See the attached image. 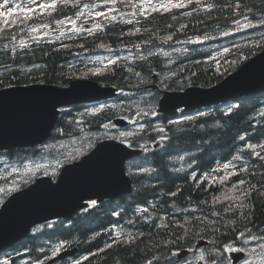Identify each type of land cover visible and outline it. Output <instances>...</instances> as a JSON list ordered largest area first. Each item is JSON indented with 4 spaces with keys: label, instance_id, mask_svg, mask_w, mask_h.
<instances>
[{
    "label": "trees",
    "instance_id": "16d2710c",
    "mask_svg": "<svg viewBox=\"0 0 264 264\" xmlns=\"http://www.w3.org/2000/svg\"><path fill=\"white\" fill-rule=\"evenodd\" d=\"M82 2L68 0L67 6L62 5L59 11H54L50 15L37 13L32 19H28L26 15L17 16L18 19H14L15 24L7 26L6 30H0V88L35 82L66 86L73 78L90 77L124 91H133L132 94L151 91L153 94L152 106L160 90H149L148 85L156 84L161 90L165 88L180 90L190 85L212 86L235 70L245 59L264 48V39L257 34L259 31L248 37L251 39L242 45L233 42L229 43L230 47L225 44L229 51L214 59L212 56L210 57V50L203 52L198 48L199 45L187 42L203 39L205 35L214 37L222 31L234 28L235 24L232 21L233 19L242 21L240 12L244 11V8L242 5L240 11L233 14L232 9L227 6L229 4L234 6L237 0H201L200 5L189 4L188 0H183L186 7L173 9L168 13H151L148 21H145L142 16H133L132 13L136 12V8L130 6L129 3L127 5L125 0H120L114 4L115 9L118 7L115 14H110L115 15L114 21L104 18L93 20L88 13L81 16L82 23L93 21L95 28L97 24H100L102 30L96 28L91 34L85 31L79 34L68 31L67 35L60 36V33L55 29L59 26L57 25L59 21L71 18L85 5H92L90 2H94V6L100 5L102 0H82ZM260 3L261 0H244V4L249 6L252 4L260 6ZM205 4L213 5L212 10H206ZM194 8L195 11H193ZM256 16L257 19L254 20V23L259 22L260 13L256 12ZM128 20H133V24H127ZM136 20H139L140 23L136 24ZM200 21L204 23L201 24ZM181 24L186 27L180 29ZM42 25H48V27H42ZM33 27L39 28L40 31L31 33L30 29ZM136 27H141L142 31L134 36H121L122 32L127 33ZM3 28L4 25L0 22V29ZM143 28H147L149 31L144 32ZM253 30L254 28L251 29V31ZM43 33H53L54 36L44 41L38 37L35 41L33 37ZM170 34L173 39L163 42L162 38ZM21 42L26 47H21ZM176 43L188 44L184 47L186 49L182 48L181 58L176 62L170 56H163L156 51L157 48L172 45L175 49L178 46ZM100 44L107 45L114 52L142 51L144 53L146 49L152 47L154 48V52H152L155 54L149 56L148 53H145L146 59L138 58L131 61L122 59L118 62V66L111 71L106 69L105 65L95 68L84 65L76 58L81 53L106 52L105 48L99 47ZM136 44H139L140 47H133ZM35 65H40V67L37 68ZM96 68H100L102 71L95 75L89 71V69ZM147 69H151V74ZM136 72L140 73L139 77L135 75ZM137 105L127 103L126 107L122 109L114 105L96 115L85 114L84 117L79 118L81 120L72 117L71 112L63 111L57 126L61 130V136H75L80 129L92 131L101 128V125L118 114L133 115L138 112L139 105ZM236 105L239 107L234 109L230 116L224 115L227 111L215 108L212 112L197 115L190 120L167 124L163 134L169 139L164 141L162 147L147 150L128 163V173L133 183L132 193L120 195L117 203L114 202L115 200L102 201L99 208L93 209L85 215L77 214L67 225L57 223L51 227L37 228L22 243L33 248L38 243V239L35 240V238H39L65 243L66 246H77L78 255L83 252L95 251L94 253H98L84 261L83 264H143L145 256L151 259L153 255L158 258V264L169 261L171 250L175 249V246L169 245L165 249L162 247L163 242L175 239V235L180 234V230L172 227L156 228L155 223L171 225L176 220L182 221L183 213L188 216L207 215L211 210L212 197L220 195L230 187V183L223 187L207 183L197 185L190 178L193 171L197 173L196 179L198 180L200 175L214 172L213 169L219 167V164L231 162L237 168L247 165L248 173L232 177L231 183L243 178L251 185L264 191V188L261 187L264 185V176H262L264 168L260 167V164L264 162L256 161L255 178L249 175L253 171L252 157L249 149H241L245 141L239 139V136L248 135L251 137L250 141L264 144V135H262L264 133V116H261V113H264V93L258 96L243 97L236 101ZM151 106L147 102L142 103L139 108L149 111ZM260 106L263 108L259 109ZM80 107L75 106L74 108ZM160 118L164 119L165 117L160 116ZM164 126L162 125V127ZM152 129L153 126H149L148 130L141 133L142 135L136 136L137 141L136 137L131 141L137 145L142 140L141 143L150 145L159 134ZM54 136L60 135L57 133ZM234 137L235 139H233ZM256 151L259 152L260 149L257 148ZM6 153L10 158L22 160L28 156H36L38 149L17 148L9 149ZM235 156H240L241 159H233ZM192 166L193 168L190 169L189 167ZM140 168H145L147 171L141 172ZM216 175H223V172L216 173ZM176 189L181 190L176 197L168 194ZM252 199L255 203L254 224L264 226V195L253 194ZM201 201H208V204H203ZM115 204L127 205L130 211L128 216H131L133 212V205L148 206L155 211V219L133 228L135 233L136 231L144 233L142 242H138V248L113 246L111 249L99 253L98 249L103 248L106 241L103 232L98 236L88 237V235L91 233L97 235L98 231L102 230L106 224L110 225L112 222H116L114 215L118 214V218H121L123 212L128 214V209L124 208L122 212L114 209ZM216 208L222 210L220 205H217ZM176 209L181 211L177 212ZM183 209L189 211L184 212ZM163 216L164 219L161 220L160 217ZM237 226L240 231H244V221H239ZM196 237L198 236L193 233L187 242L182 240L180 243L182 246L187 245ZM202 237L210 240L212 247L214 245L222 246L228 241H233L231 233L220 237L218 234L207 232L202 234ZM106 243H111V240ZM148 249L151 251L149 252ZM33 253L38 258L45 260L52 255V250L46 244L39 250H34Z\"/></svg>",
    "mask_w": 264,
    "mask_h": 264
},
{
    "label": "water",
    "instance_id": "95a60500",
    "mask_svg": "<svg viewBox=\"0 0 264 264\" xmlns=\"http://www.w3.org/2000/svg\"><path fill=\"white\" fill-rule=\"evenodd\" d=\"M262 87L264 52L215 87L185 90L176 105L193 108ZM114 92L110 87L101 88L97 82L89 80L70 81L68 87L32 84L3 89L0 91L4 99L0 103V148L36 144L49 136L59 106L108 97ZM10 98L14 101L7 102ZM138 152L112 140L103 141L82 157L80 163L65 168L58 183L38 179L29 187L10 195L0 208V251L26 236L37 223L51 218L71 217L83 206L85 199H101L130 191L124 162ZM201 244L202 241L197 245ZM75 251L66 250L57 258Z\"/></svg>",
    "mask_w": 264,
    "mask_h": 264
},
{
    "label": "snow or ice",
    "instance_id": "6c2138e0",
    "mask_svg": "<svg viewBox=\"0 0 264 264\" xmlns=\"http://www.w3.org/2000/svg\"><path fill=\"white\" fill-rule=\"evenodd\" d=\"M32 2L35 4V0H32ZM120 2V0H102V3L99 5L101 8H105L106 11H95L90 13V16L93 20L104 18L108 19L109 21L115 20V15H110L111 13L115 12L116 10L111 7V5H114L116 3ZM126 3H129L130 6L136 8V12L132 13L133 16H142L144 17L145 21H148L150 19L151 13H168L173 9H182L186 7L183 0H125ZM189 4H196L200 5L201 0H188ZM9 0H3V3L0 4V8H6L8 7ZM68 0H48V2H43L39 4H35L34 7L23 9L21 8V5H15L14 7L9 8L8 11H0V22L4 25L3 29L0 30H6L7 26L15 24V21L12 19H9L10 17L14 16L17 12V10L25 12V15L28 19L34 18L37 13L40 15H50L54 11H59L61 6H67ZM243 5L244 11L240 12L241 19L244 21L241 23L240 19H233L232 23H234L237 26L236 30H243L248 28H261L264 29V0H261L260 6H257L255 4H252L251 6L244 4V0H237V3L233 6L229 4L227 7L232 9L233 14L240 11L241 7ZM85 7H93L92 5H85ZM204 8L208 11H211L213 8V5L211 4H205ZM255 9V11H254ZM196 9L194 8L193 11ZM256 12L260 13V16L258 18V23H254L253 21L257 19ZM79 15H84L83 13H79ZM185 15H188V13H185ZM175 19V17H173ZM71 24L75 25V21H69ZM59 23L63 24V21H59ZM127 24H133V20L126 21ZM136 24H139L140 21L136 20ZM201 24H203V21H200ZM42 27H48V25H42ZM186 25L181 24L180 29L185 28ZM97 30H102V26L100 24L96 25ZM73 32H81L85 31L89 34L92 33V29L90 28H79V27H73L70 29ZM40 29L33 27L30 29L31 33H37ZM142 31L141 27H136L134 30H130L127 33L122 32L121 36L128 35V36H134L137 33H140ZM144 32L149 31L147 28H143ZM221 35H228V32H221ZM260 37L264 39V31L259 33ZM34 39H38V37H33ZM204 39H213V37L205 35L203 37ZM15 39V37H13ZM163 42H167L173 39V36L170 34L168 36H165L162 38ZM188 43H193V41H187ZM21 47H26V45L21 42ZM99 47L105 48L107 51L112 52L113 49L109 48L105 44H100ZM133 47L139 48L140 45L136 44L133 45ZM5 48H7V45H5ZM15 51V49H13ZM229 49L225 48L224 52H228ZM155 53L149 51L148 55H154ZM164 55H168L167 53H164ZM127 60L129 58L127 57H120L116 56L115 58H110L107 60V63L105 64V68L111 71L113 68L118 66V62L120 60ZM139 59H146V57L141 56ZM214 59V58H213ZM35 67L39 68L40 65H35ZM89 71L92 74H99L102 69L96 68V69H89ZM149 74H151V69H147ZM136 76H140L139 72L135 73ZM195 75V73H193ZM143 82V81H141ZM123 95L124 93L121 91L120 93ZM4 101L3 97L0 96V103ZM105 107L104 105H101L99 108L92 109L91 114L96 115L100 113ZM239 105H233L230 106L227 109V112L224 113L225 116H230L234 109L238 108ZM143 114L144 116H156L157 113L155 111H144L143 109H140V112L137 115ZM261 116H264V113H261ZM122 119H125L128 123H135L136 118H126L122 117ZM185 119H192L191 117H187ZM170 123H178V122H170ZM111 125L110 124H103L101 127L108 129ZM149 126L151 127V123L149 122ZM258 127V126H257ZM146 130L144 124H139L138 131L144 132ZM153 131L158 133H164L165 129L163 127L155 126ZM137 135V132L133 131H120L118 136H113L112 139L119 140V142L124 146L126 149H136L137 147L143 151H147V146L144 144L135 145L131 140L128 138L135 137ZM252 135H255V133H252ZM264 135V133H262ZM169 138L167 136L161 135L159 136L158 141H154L155 143L159 144L162 141L168 140ZM235 139V137L233 138ZM239 139L241 141H246L251 139L248 135H242L239 136ZM63 147V145H61ZM246 148L250 150V155L252 157V165L253 171L249 173V175H252L253 178H255V166L256 161H262L264 162V144L261 143H248L246 145ZM259 148L260 151L257 152L256 149ZM183 159V157H181ZM235 160H240V156L233 157ZM37 169L41 167V165L36 166ZM261 168H264V163L260 164ZM14 171H16L14 169ZM28 171H31V169H28ZM141 172L147 171L145 168H140ZM177 171H180V169H177ZM214 172L220 173L223 172V175H212L209 177V174L205 173L200 175V178L197 180L196 176L197 173L193 171L191 173V179L195 181L197 185H202L207 183L208 185H220L223 187L226 184L230 183V187L227 188L226 191L222 192L220 195H214L211 199V210L207 215H200V216H189L185 217L182 221L176 220L173 224L169 225L167 223H155L156 228H164L167 229L169 227H172L176 230H180V234L175 235V239H169L165 240L163 242L162 247L167 249L169 245H174L175 250L171 251V259L169 258V264H195V261L202 262V264H223V261L225 260L224 253H241L245 251L244 248H237L233 246V243H224L221 245H214L212 248H205L202 251H199V254L196 255L195 252H193L192 246H188L187 249H185L181 245V241L187 242V239L194 233L196 236L202 237V234L211 232L213 234H218L220 237H223L225 235H228L229 233L233 236V241L237 240H243L244 244H248L249 241H256V240H264V226L262 225H256L254 224V209H255V203L253 202V194L259 193V195H264V191H261V188H258L254 185H251L249 181H246L243 178L238 179L236 182L231 183V178L234 176H239L241 173H248V166L237 168V166L231 162L224 163L221 167H217L213 169ZM264 176V174H262ZM260 183L259 181L257 182ZM246 186V187H242ZM264 188V185L261 186ZM0 191H4V189H0ZM180 189H176V191L168 193L172 197H176L180 193ZM207 191V189H206ZM238 193V194H237ZM203 204H208V201H201ZM96 205V201L92 200L90 204L88 205L89 208ZM217 205L222 206V210L220 208H216ZM143 212H147V208L141 209ZM177 212L181 211L180 209H176ZM184 212H188V209H183ZM161 220L164 219V217H160ZM239 221H244V231H240L238 228ZM131 224L132 221H129ZM51 227V225H49ZM261 233L260 235H255L253 233ZM100 235L97 233V236ZM144 237L143 232L138 233H116L115 238L111 239V243H106L103 248L98 249L99 253L105 252L107 249H111L113 246H127L129 249L138 248L139 243L142 242V238ZM197 249H199V245L196 246ZM259 251L256 249H253L250 253L251 255H257L264 257V243L260 244L258 246ZM64 249V245L61 244L59 247L53 249L52 256H57L62 250ZM150 252L151 250L148 249ZM193 253L195 255V261L187 259L188 253ZM98 253H89L88 255L82 256L79 259H75L72 261V264H83L84 261L89 260L90 257L96 256ZM239 257L236 255H232L229 257V264H232L233 261L237 260ZM243 264H253L252 261H250L247 258H242ZM0 264H15L14 259L12 257H7L0 261ZM36 264H42L41 261L37 260ZM143 264H158V258L153 255L151 259L148 258V256L144 257Z\"/></svg>",
    "mask_w": 264,
    "mask_h": 264
},
{
    "label": "rangeland",
    "instance_id": "374dc122",
    "mask_svg": "<svg viewBox=\"0 0 264 264\" xmlns=\"http://www.w3.org/2000/svg\"><path fill=\"white\" fill-rule=\"evenodd\" d=\"M28 4H34L31 1H27ZM43 2H48V0H35V4H39V3H43ZM3 3V0H0V4ZM14 6V1H9L8 7L4 8V9H9L11 7ZM95 10H98L95 9ZM102 10V9H101ZM73 27V25L71 27H69V29H71ZM91 27V26H88ZM257 28H254L253 31H250V33L247 35H243L244 37L248 38L253 36L255 33L259 34L260 32L264 31V29H260V30H255ZM77 33V32H75ZM81 33V32H78ZM205 47L207 48H213V49H222V43L218 42V43H213V44H207L205 45ZM181 48H175V49H170V50H165L162 51V53H167V56H170L171 59L173 60L172 57H174L176 55V52L180 51ZM149 51H153L154 52V48L150 47L148 49H146V51H144V53H141L139 55L136 56L135 59H138L141 56H146L147 53H149ZM176 51V52H174ZM221 51V50H218ZM146 53V54H145ZM135 56V55H134ZM131 94L129 96L128 99V104H138L139 106H141L142 103H147L149 102V106H151L152 104V98H153V94L151 91H149L148 93H136V94H132L133 91H130ZM7 102H12L14 101V99H8L6 100ZM137 105V106H138ZM83 110V109H82ZM165 124L167 125V122H165ZM154 127V126H153ZM120 131H132V129H123V130H118V132L116 131H109V130H99L96 132H92V131H85L84 130H80L75 136H68V137H64L63 139H58V140H53L51 141L45 148H44V152H50L51 154L45 153L43 158H37L35 160H33L34 158H29L26 157L23 160H15L13 162L7 155L4 156H0V173L2 174H6V176H4V180L2 182H0V189H4V191H0V205L2 203V201L4 200V198L9 195L10 193H12L13 191L20 189L22 187V184H28L29 182L32 181L33 177H35L36 175H40V174H50L51 176H55L54 173H56L58 171V169L62 166L63 163L71 161L72 157L75 158L78 157L80 154H82L83 152V148H84V142L87 141V143L89 142L90 138L93 137V140L95 138L101 137L103 134H106L107 136H111V135H115L118 136ZM61 145H63V147H61ZM8 160H10L11 162H9ZM37 165H41V167H39L37 169ZM190 169L193 168L189 167ZM14 169L16 171H14ZM28 169H31V171H28ZM11 172L12 174H7ZM24 184V185H25ZM184 218L185 217H189L188 215H185L183 213L182 215ZM198 216V214H197ZM164 217V216H163ZM183 218V219H184ZM155 219V216H154ZM153 219V220H154ZM132 221V220H129ZM129 221L126 222L127 226L130 227V231L131 233L134 231L133 228H135V226H139L140 223H129ZM108 226V228H107ZM110 225L106 224L104 226V228L102 230L99 231V233L101 232H105L106 229L108 231ZM135 233V231L133 232ZM136 233H138V231H136ZM250 243V241H249ZM3 257H0V261ZM162 264H169V261H166L165 263Z\"/></svg>",
    "mask_w": 264,
    "mask_h": 264
},
{
    "label": "bare ground",
    "instance_id": "6f19581e",
    "mask_svg": "<svg viewBox=\"0 0 264 264\" xmlns=\"http://www.w3.org/2000/svg\"><path fill=\"white\" fill-rule=\"evenodd\" d=\"M225 48H228V47H225V43H222V49H219V50H221V51H223ZM238 69L236 68L235 70H233V71H237ZM158 87V85H153V84H151V85H148L147 86V88L150 90V89H155V88H157ZM187 87H189V86H187ZM187 87H185V88H187ZM185 88H183V89H180V90H184ZM156 90V89H155ZM162 91H164V90H162ZM141 107V106H140ZM219 165H221V164H219Z\"/></svg>",
    "mask_w": 264,
    "mask_h": 264
},
{
    "label": "flooded vegetation",
    "instance_id": "af4514ba",
    "mask_svg": "<svg viewBox=\"0 0 264 264\" xmlns=\"http://www.w3.org/2000/svg\"><path fill=\"white\" fill-rule=\"evenodd\" d=\"M199 254V253H198ZM198 254H196V255H198ZM224 256L226 257V254H224ZM193 257H195V255L193 256ZM193 257H191V258H193ZM189 260H191V259H189ZM194 261V260H193ZM198 262V264H200L201 262H199V261H197ZM195 264H196V261H195Z\"/></svg>",
    "mask_w": 264,
    "mask_h": 264
}]
</instances>
